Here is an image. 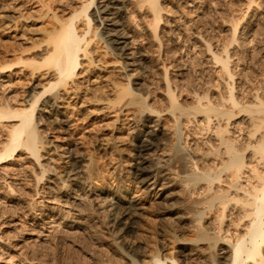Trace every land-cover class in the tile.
Wrapping results in <instances>:
<instances>
[{"label": "bare ground", "instance_id": "6f19581e", "mask_svg": "<svg viewBox=\"0 0 264 264\" xmlns=\"http://www.w3.org/2000/svg\"><path fill=\"white\" fill-rule=\"evenodd\" d=\"M8 1L18 3L8 2L4 7L0 6V32L5 31L12 36L9 44H0V126L7 129V139L0 145V166L7 163L16 152H26L31 159L38 162L39 167L44 168L42 174L37 175L39 181L50 174L54 176L55 170L48 162H40L48 153L45 149L46 141L36 124V112H44L50 117L56 116L50 122L64 128L68 127L67 121L57 117L68 118L66 112L72 116L68 111L72 107L79 113L83 123L89 121L91 114L95 115L99 120V129L104 133L106 124L117 121L118 114L124 111L140 116L146 113L151 117L167 111L177 130H181V118H184L188 123L196 122L198 127L202 126L205 135L208 134L209 139L205 143L206 148L204 147L201 159L191 160L192 168L182 178L185 195L191 196L199 192L203 198L200 201L197 199L198 202L191 208H176L167 202V183L164 182L165 187L162 185L163 189L156 192V185L163 179L162 174L172 169L169 170V159L165 164L166 161H163V164H155L154 168L150 166V152L167 147V142L162 141V138L160 141L155 130L145 132L151 138L142 141V146L138 147L137 159L140 162L137 163L139 167L135 175L142 179V184L145 182V192L151 191V194L156 193L155 196H159L156 203L161 216V235L159 237L156 231L159 239L154 240L156 243L153 247L149 242L141 247L140 261L134 258L131 263H125L123 253L122 256L117 254L106 257L99 264H264V98L256 93L255 102L251 105L240 102L242 99L235 93V76L231 72V62H228V52L224 50L226 57L218 54L213 56L216 64L221 67L218 77L225 81V94L217 93L218 96L213 100V95H209L210 91H194V103L181 104L175 90L170 86V78L166 75L164 80L167 82V98L164 110L159 111L157 109L160 107L155 109L153 103L150 105V100L148 101L155 81H148L152 69H148L147 62H137L139 57L133 53L135 46L131 41L128 42L132 36L129 37L128 33L119 29L122 25L120 16L127 13L126 0H106L105 4L96 6L93 13H89V10L96 5V0ZM134 1L136 6L150 11L149 33L153 42H160L157 31L164 9L160 0ZM95 21L103 27L101 31L96 26L97 23H93ZM237 26L234 25L235 34ZM135 37L133 43L137 41L138 37ZM109 58L114 62H109ZM112 64L116 66L112 67ZM16 66H22L25 71L23 79L27 84L23 80L19 84L21 87L28 84L30 86L34 82V94L28 105H20L17 89L11 90L14 86L11 87V83L6 84V80L4 81V73H11ZM218 85L220 82L216 86ZM44 97H47L46 102L38 108ZM112 113L118 116L109 123L106 122V116ZM241 114L246 115V119L248 117L251 130L248 132L250 141L247 140L249 142H243L239 146L241 144L238 143L236 131L233 129L234 124L237 125V121L243 117ZM89 128L90 125L85 130L90 131ZM254 138L255 141L251 142ZM100 139L104 141L101 147L106 146V134H102ZM89 175L93 178L91 172ZM73 186L75 188L67 190V186L62 183L60 192L64 190L66 193L63 197L68 208L79 213L82 212L83 196L77 193L74 196L72 191L79 190V183L76 182ZM115 209L118 210V205ZM113 215L116 225L126 226L121 222L122 217L118 211ZM124 229L118 227L117 232L122 233ZM128 229L131 230L132 227L128 226L126 230ZM2 240L0 237L1 242ZM175 244L178 245L177 251L172 252ZM3 251L0 247V264H6L1 260ZM128 255L130 254L127 257Z\"/></svg>", "mask_w": 264, "mask_h": 264}, {"label": "rangeland", "instance_id": "374dc122", "mask_svg": "<svg viewBox=\"0 0 264 264\" xmlns=\"http://www.w3.org/2000/svg\"><path fill=\"white\" fill-rule=\"evenodd\" d=\"M100 1L96 0V5L91 7L89 13H93L96 6L106 2ZM11 2L18 3L0 0V6L4 7ZM126 2L127 13L120 16L122 28L119 29L128 33L129 37L132 36L128 42L131 41L135 46L133 53L139 57L137 62H147L148 69H152L149 74L151 78L147 79L149 82L155 80V83L152 84L153 92L148 101L150 100V105L153 103L155 109L160 107L157 110L163 111L165 108L166 75L170 78V86L175 90L181 104L194 103V91H210L209 95H213V100L221 92L225 94V81L218 77L221 67L213 58L217 54L226 57L224 50L230 58L228 62H231V72L235 76V93L242 99L239 101L251 105L256 93L264 98V0H160L164 8L161 12L163 19L157 31L160 42H153L149 33L150 11L136 6L134 0ZM97 25L101 31L103 27H100L99 23ZM234 25H238L236 34ZM134 37L138 38L133 43ZM11 39L12 36L8 32H0V44H9ZM109 59V62H114L112 58ZM113 65L111 66H116ZM21 67L16 66L11 73L5 72L4 81L6 80V84L11 83V87H16L11 90L17 89L20 105H28L34 94V82L30 83V86L19 85L25 75ZM24 82L27 84L26 80ZM219 82L220 85L216 86ZM46 100L47 97H44L38 108ZM68 109L72 116L66 112L68 118L57 117L67 121L68 127L64 128L50 122L54 116L36 112V124L46 141L45 149L48 153L40 162H48L55 170L56 177L50 174L39 181L37 175L42 174L44 168L39 167L38 162L31 159L26 152H16L15 156L0 166V237L3 239L0 241V247L4 250L1 260L6 264H99L105 261L106 257L117 254L122 256L124 253L125 263H131L134 258L140 261L141 247L148 242L153 247L159 239L157 236L161 235V216L158 214L156 203L159 196L156 197V193L151 194V191L145 192V182L142 184V179L135 175L139 167L137 163L140 162L137 159L138 147L142 146V141L151 138L144 133L155 130L160 141L162 138V141L167 142V147L163 146L161 150L155 152L153 149L150 152L149 159L152 164L149 162V165L154 168L155 164H163V161H166L165 164L170 160L168 165L171 164L169 170H172L165 172L167 176L162 174L163 179L156 185V192L163 189L162 185L169 186L166 190L167 202L178 208H191L203 198L199 192L191 196L185 195L182 178L185 172L192 168L191 160L201 159L206 148L205 143L209 139L208 134L205 135L202 126L198 127L196 122L188 123L184 118H181L184 125H181V130H177L167 111L152 117L146 113L140 116L131 111H124L118 114L117 121L106 124V131L101 133L97 123L99 120L95 115L91 114L89 121L83 123L74 108ZM117 116L113 113L107 115L106 122L109 123ZM242 116L237 121L238 124H234L236 127L233 125V130L236 131L234 135L241 144L239 146L250 141V121L248 117L245 118L246 115ZM151 119L153 121H150ZM88 125L90 131L85 130ZM6 130L0 126V145L7 139ZM102 134H106V146L101 147L104 143L100 139ZM252 141H255V138L251 139ZM174 149L180 150L179 153ZM182 163L184 165H180ZM201 166L199 163V167ZM90 172L93 178L90 177ZM76 182L79 183V190L75 189L72 193H75L74 196H83L82 212L79 213L68 208L63 197L66 193L64 190L60 192L62 183L67 186V190H71L75 188L73 184ZM164 182L168 185H164ZM117 205L118 210L115 209ZM115 211L121 214V222L126 226L115 224ZM128 226L132 229L126 230ZM118 227L125 228V233L124 230L122 233L117 232ZM177 246L175 244L172 252L177 251ZM128 253L130 255L127 257Z\"/></svg>", "mask_w": 264, "mask_h": 264}]
</instances>
